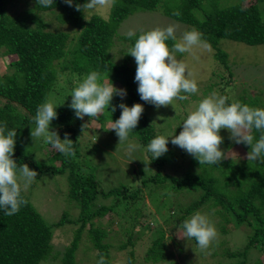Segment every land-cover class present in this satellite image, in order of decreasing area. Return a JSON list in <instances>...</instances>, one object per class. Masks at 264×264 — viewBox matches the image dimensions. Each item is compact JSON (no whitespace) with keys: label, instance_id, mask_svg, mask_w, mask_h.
<instances>
[{"label":"trees","instance_id":"trees-1","mask_svg":"<svg viewBox=\"0 0 264 264\" xmlns=\"http://www.w3.org/2000/svg\"><path fill=\"white\" fill-rule=\"evenodd\" d=\"M27 1L33 4L28 15L14 17L6 9L8 0H0V52L12 57L6 66L9 71L0 76V185L10 183L9 192H0V264H39L43 260L49 264H78L75 254L84 230L90 244L87 246L96 251L95 264H112L110 245L105 241L107 226L113 213L128 218L130 212L129 219L135 222L142 214L146 219V213H141L142 187L147 188L150 199L165 197L175 187L201 190L202 194L191 204L177 209L179 216H168L173 209L169 201L167 210L157 213L163 220L168 216L173 222L172 235L183 230L185 240L196 242L187 218L195 217L201 209L220 206L216 214L236 227L250 229L247 244L240 251L229 253L242 258L237 264H245V255L251 248L264 247V106L250 99L244 90L234 102L227 95L221 99L220 112L240 136L239 145L250 154L247 160L238 164L216 158L214 152L213 156L193 159L195 169L188 167L180 176L163 172L165 161L176 158L166 146L184 141L192 124L189 118L164 111L169 109L163 106L157 111H161L160 115L153 111L154 105L146 104L144 84L149 74L143 63L154 57L162 45L174 48L173 37L147 33L125 36L117 35V31L124 19L137 12L160 13L192 28L197 41L216 48L215 60L232 75L228 53L217 48L218 42L226 38L247 45L264 44V17L260 11L263 0H111L106 17L98 13L86 17L88 0ZM46 10L55 12L58 23L70 25L72 31L49 29V23L39 15ZM116 38L125 47L117 57L111 52ZM137 55L139 58L135 59ZM192 85L177 86L184 102L185 94H194L190 91ZM89 102L94 110L89 109L92 113L87 119L93 120L95 108L96 112L101 110L102 118L104 111L108 112L113 125L111 133L135 138L157 168L131 191L126 186L103 189L90 169L92 166L78 158V130L88 128L80 114ZM235 119L241 121V128L234 129ZM167 125L181 131L166 132L163 128ZM68 134L72 140L67 148L60 149ZM38 138L46 142L57 138L44 145V160L35 158ZM159 139L164 144L156 150ZM217 143L225 145L227 141L213 140L211 151ZM58 160L60 164H55ZM23 167L49 176L65 174L68 196L76 202L74 211H64L49 223L16 183V173ZM155 191L161 192L155 195ZM111 197L115 199L113 203L105 205L103 199ZM98 199L102 200L96 202ZM136 205L141 207L140 212ZM101 217L104 222H100ZM95 220L99 222L96 224ZM143 226L150 229L149 224ZM59 227H69L61 229L62 233L74 232L62 252L52 242ZM156 230L143 256L154 263L163 258L167 249L163 228ZM128 245L132 247L130 240L118 248L127 249L128 261H132L133 250Z\"/></svg>","mask_w":264,"mask_h":264},{"label":"rangeland","instance_id":"rangeland-1","mask_svg":"<svg viewBox=\"0 0 264 264\" xmlns=\"http://www.w3.org/2000/svg\"><path fill=\"white\" fill-rule=\"evenodd\" d=\"M246 2H255V0ZM110 5L111 0H88L84 14L89 17L98 13L106 17ZM6 7L9 14L17 17L28 15L30 11L28 9L33 7V4L27 0H8ZM260 11L264 17V0L260 2ZM39 15L49 23L48 27L53 31L61 29L72 31L69 28L70 25L58 23L55 12L46 10ZM135 33L173 37L174 48L162 45L154 57L143 63V69L149 74L144 84L146 90L144 100L146 104L154 105L155 113L163 106L164 109H169L164 111L189 118V123L192 124L184 134L186 135L184 141L170 142L166 146V150H170L172 156L176 154V158L165 161L163 172L180 176L188 167L195 169L193 159L213 156L214 152V157L232 160L238 164L247 160L250 154L239 145L240 136L233 130L230 121L220 112V105L225 95L234 102L239 99L244 90L250 99L258 100L264 106V44L247 45L221 38L217 48L228 53V67L232 72L230 75L229 70L215 60L216 48L197 41L196 32L183 23L157 12L140 11L124 19L117 31V35L125 36ZM121 43V40L115 39L111 51L115 57L121 53V48H125ZM134 58H139V55ZM11 59L10 55L5 56L0 52V76L9 71L6 66ZM184 84L186 87L194 84L190 87V91L194 94L192 97L185 94V102L177 90L178 85ZM68 92L71 93V90L68 89ZM101 92L106 93L105 90ZM88 106L80 114L82 122L86 121L85 125L88 128L78 130L80 140L77 149L78 158L92 166L90 169L93 170L103 189L126 186L128 190H133L145 175L156 172V166L149 160L146 149L137 145L135 138L111 133L113 125L108 112L104 111V118H102L101 110L96 112L95 108L93 120L96 119V121L87 119L92 113L88 112L89 109L91 110L92 102H89ZM157 113L161 115V111ZM168 120L169 118H164V121ZM233 123L234 129L243 126L239 119H235ZM168 125L163 128L166 132L173 131L174 134H179L181 131L174 130ZM41 134L42 131L38 135ZM220 138L225 139L227 143L225 145L217 143L211 151L212 141ZM51 140H57V138ZM51 140L48 142L51 143ZM71 140V134L65 135L60 149L67 148ZM37 142L39 148L35 152V158L44 160L46 147L44 145L48 142L40 138ZM157 143L156 150L164 144L162 139H159ZM179 152H183V155ZM162 158L165 160V157ZM55 164H60V161H56ZM16 183L22 187L32 204L49 223L58 219L59 214L64 211H74L76 202L68 196L66 175L63 173L49 176L41 174L38 170L33 171L29 167H23L19 173H16ZM7 184L10 183L0 185V192L10 191V186ZM146 189L142 187L141 196L144 202L142 211L139 205L135 206L139 208V212L146 213V219L142 214L135 222L129 219L130 212L128 218L113 213L111 223L107 226L108 235L105 241L110 245L112 264H237L242 260L236 255L229 256V253L238 252L247 244L250 229L244 226L236 227L231 221L216 214L215 211L219 210L220 206H215L212 202L214 208L201 209L195 217L187 218L197 238L196 242L194 239L185 240L183 230H178L172 235L173 222L168 216H179L181 213L177 212V209L191 204L202 194L201 190L188 191L175 187L169 190V194L165 197L155 196L150 199ZM154 193L158 194L157 191ZM101 200L98 199L96 202ZM103 200L105 205H110L115 199L111 197ZM167 201L170 205L172 203L173 209L171 208L168 216L163 220L157 212L167 210ZM142 202L138 204L141 205ZM154 217H159V220L155 221ZM103 220L104 218L100 219V222H104ZM95 222L97 224L99 221L95 220ZM143 224H149L150 229L144 228ZM159 226L164 230L167 249L164 251L163 258L154 263L146 261L143 256ZM68 228L59 227L56 229L60 231H54L52 242L58 252H62L73 238V230L66 233L61 231ZM82 238L75 259L78 264H95L96 251L87 246L90 244L85 230ZM128 240L132 242V247L128 245V249L133 250L132 261H128L127 249L118 248ZM245 256V264H264V247L251 248ZM39 264L49 263L43 260Z\"/></svg>","mask_w":264,"mask_h":264}]
</instances>
